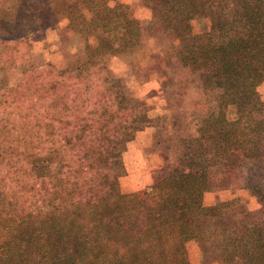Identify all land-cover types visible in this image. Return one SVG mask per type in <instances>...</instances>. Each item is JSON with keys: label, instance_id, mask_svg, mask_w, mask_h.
<instances>
[{"label": "trees", "instance_id": "16d2710c", "mask_svg": "<svg viewBox=\"0 0 264 264\" xmlns=\"http://www.w3.org/2000/svg\"><path fill=\"white\" fill-rule=\"evenodd\" d=\"M37 1L11 0L14 26L4 35L26 41L33 26L24 20L38 23L32 11ZM59 1L53 7L68 19V28L86 34V49L81 51L84 60L74 68L76 74L91 67L103 74L104 57L118 53L116 43L129 49L140 40L141 22L127 5L109 6L105 0ZM147 3L152 18L145 24L171 28L175 37H184L183 63L197 72L206 91L221 89L217 109L203 120L210 135L222 142L220 151L244 146L264 126V118L252 115L264 105L256 92L264 80V0ZM21 12L26 15L18 16ZM199 15L208 17L210 26L193 33L191 22ZM104 69L99 93L78 94L62 106L59 102L60 110L52 108V103L47 107L54 115L58 145L70 151L53 177H43L38 171L49 151L44 158L19 151L28 164L27 182L17 196L15 187L7 191L0 187L5 195L0 198L7 203L0 202V221L7 224L0 227V264H190L186 244L196 237L190 200L191 191L200 189L191 182L197 174L176 172L175 177L148 186L142 194L158 200L160 210L152 216H137L135 204L141 198L120 190L111 160V153L118 149L117 134L134 127L132 113H120L115 106L107 91L109 72ZM44 92L31 94L38 99ZM79 99L82 103L89 100L83 116L76 105ZM137 105L142 107L140 102ZM40 149H50L47 139H42ZM37 202L41 206L33 207Z\"/></svg>", "mask_w": 264, "mask_h": 264}, {"label": "rangeland", "instance_id": "374dc122", "mask_svg": "<svg viewBox=\"0 0 264 264\" xmlns=\"http://www.w3.org/2000/svg\"><path fill=\"white\" fill-rule=\"evenodd\" d=\"M57 2L38 0L33 5L39 21L24 20L33 27L23 42L4 35L13 30L16 12L11 0H0L1 189L15 187L14 196L21 193L28 170L24 154L43 157L49 151L39 164V174L51 178L59 171L70 151L58 145L54 115L47 107L52 103V108L60 110L59 102L62 106L78 94L99 93L105 67L107 91L115 106L120 113H132L134 127L117 134L118 149L111 153V160L120 190L141 198L135 204L137 216H152L160 210L158 200L142 194L148 186L173 178L176 172L196 173L191 182L200 189L191 191L196 237L186 244L189 263L264 264V126L244 146L220 151L222 142L210 135L203 120L217 109L221 89L206 91L197 72L184 64V37H175L171 28L145 24L152 18L147 0H105L109 6L119 2L129 7L141 22L140 40L129 49L116 43L118 53L104 57L103 74L92 67L76 74L74 68L83 64L86 34L68 28V19L54 10ZM191 25L193 33H202L210 20L195 16ZM82 85H87L85 90ZM41 91L45 92L38 99L31 94ZM256 92L264 103V80ZM88 101L76 102L82 116ZM138 102L141 108L134 106ZM252 115L264 118V105ZM44 138L50 146L47 151L40 149ZM0 202L7 205L6 200L0 198ZM36 204L33 207L41 206ZM6 225L0 221V227Z\"/></svg>", "mask_w": 264, "mask_h": 264}]
</instances>
